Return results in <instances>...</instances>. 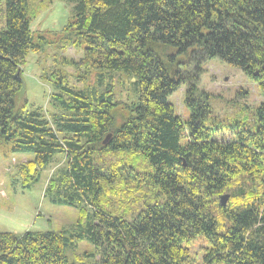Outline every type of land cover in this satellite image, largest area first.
I'll return each mask as SVG.
<instances>
[{
	"label": "trees",
	"instance_id": "trees-1",
	"mask_svg": "<svg viewBox=\"0 0 264 264\" xmlns=\"http://www.w3.org/2000/svg\"><path fill=\"white\" fill-rule=\"evenodd\" d=\"M63 1L70 17L48 41L33 37L28 0H0V149L33 155L13 177L23 191L57 163L43 197L80 219L1 232L0 264H264V105L249 127L216 119L194 86L186 121L168 102L189 63L218 60L264 88V0ZM45 46L58 52L49 122L16 107L17 71ZM112 188L122 214L106 207ZM200 241L199 263L189 247Z\"/></svg>",
	"mask_w": 264,
	"mask_h": 264
},
{
	"label": "rangeland",
	"instance_id": "rangeland-1",
	"mask_svg": "<svg viewBox=\"0 0 264 264\" xmlns=\"http://www.w3.org/2000/svg\"><path fill=\"white\" fill-rule=\"evenodd\" d=\"M28 5L33 37L43 35L48 41H56L60 36V30L70 17V5L63 0H50V2L28 0ZM0 18V31H2L4 21H2L3 13L1 12ZM53 53L58 54L52 47L45 46L39 53L27 54L16 74L22 82V88L16 97V107L26 111L39 110L47 122L52 121L54 113L50 108L52 106L50 97L54 93L51 88L53 78L50 74L56 70L52 65ZM60 55L72 61L78 60L80 56L70 48L62 50ZM197 69L199 72L196 74ZM65 70L66 73L73 74L72 70ZM44 72L49 75L48 81L43 75ZM176 73L182 78V83L168 97V102L173 107L174 114L182 121H186L189 115L184 101L187 90L191 86H194L199 93L207 95L212 114L219 121L237 119L252 127L256 119V109L264 105L263 87L247 79L239 70L218 60L201 63L198 67L189 63L178 69ZM126 94H128L127 85L124 83L121 100L125 101ZM228 139H230L229 134L224 132L213 141L228 142ZM0 150H2L0 151V233L9 232L20 235L27 231L56 232L70 228L80 219L75 209L68 206H54L43 197L47 179L49 180V176L57 169V163L54 162L46 171H43L40 181L30 190L23 191L19 180L13 177L16 176L17 167L30 162L33 155L11 154L6 152L8 149ZM117 191L112 190L105 196L104 201L108 205L106 207L122 214L123 208L118 203L120 191ZM134 209H137V206ZM199 245L206 246L200 241L194 242L189 248L191 254L200 263L204 253L202 249L197 248ZM87 248V246H80L79 251Z\"/></svg>",
	"mask_w": 264,
	"mask_h": 264
},
{
	"label": "water",
	"instance_id": "water-1",
	"mask_svg": "<svg viewBox=\"0 0 264 264\" xmlns=\"http://www.w3.org/2000/svg\"><path fill=\"white\" fill-rule=\"evenodd\" d=\"M226 202H227V196H222L220 199H219V205L221 207H224L226 205Z\"/></svg>",
	"mask_w": 264,
	"mask_h": 264
}]
</instances>
